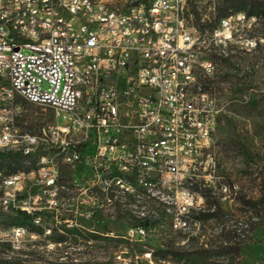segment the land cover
<instances>
[{
  "label": "built area",
  "instance_id": "1",
  "mask_svg": "<svg viewBox=\"0 0 264 264\" xmlns=\"http://www.w3.org/2000/svg\"><path fill=\"white\" fill-rule=\"evenodd\" d=\"M186 10L187 0H0V156L34 163L29 171L0 170L1 210H24L39 225L42 214L72 200L89 206L91 217L96 189L140 196L139 188L151 192L162 175L176 178L184 168L201 171L203 187L230 192L210 152L221 108L196 72L214 66L201 57ZM232 18L213 34L223 52ZM23 101L51 110L55 122L22 128ZM63 169L86 170L69 182ZM191 194L182 186L170 199L154 197V208L137 217L171 212L172 222H184ZM198 205L205 210L202 195ZM147 229L130 227L123 237L145 240ZM28 232L11 230L14 249ZM141 258L159 264L151 251Z\"/></svg>",
  "mask_w": 264,
  "mask_h": 264
},
{
  "label": "rangeland",
  "instance_id": "2",
  "mask_svg": "<svg viewBox=\"0 0 264 264\" xmlns=\"http://www.w3.org/2000/svg\"><path fill=\"white\" fill-rule=\"evenodd\" d=\"M136 1L113 3L127 6ZM229 4L228 0H187L186 17L201 57L211 60L214 66L211 74L204 75L200 69L196 72L221 108L210 152L216 162L217 181L228 184L230 192L225 195L203 187L201 171L187 168L179 170L176 178L162 175L152 193L139 188L140 196L122 197L118 189L107 194L96 189L99 203L91 217L87 215L89 206L69 200L63 207L48 210L43 224H36L44 230L42 233L27 225L29 232L18 250L12 245V227L0 223V264H140L144 250L159 253V264H264V201L247 202H258L264 197V15L247 17L242 10L223 18L233 16L232 38L223 52L216 46L213 34L218 13L227 5L234 9ZM192 8L200 17L198 23ZM23 104L26 111L18 117L22 128L38 131L44 124L55 122L51 110L44 112L27 101ZM32 165L33 161L9 158L0 162V170L10 174L14 170L29 171ZM85 170L63 169L62 180L71 182ZM84 181L89 182V178ZM182 186L195 195L184 222H172L169 212L162 222L149 226L145 240L110 239L123 237L130 227L139 225L137 215L154 208V197L170 199ZM200 195L204 197L206 212L198 215ZM65 228L77 229L81 234L56 242L53 237L65 233ZM91 234L100 237L94 239ZM225 242L230 247L226 250L221 248ZM236 247H240L239 251ZM161 249H168L165 258ZM201 249L207 252L198 254V260H174L179 256L175 253L182 250Z\"/></svg>",
  "mask_w": 264,
  "mask_h": 264
},
{
  "label": "trees",
  "instance_id": "3",
  "mask_svg": "<svg viewBox=\"0 0 264 264\" xmlns=\"http://www.w3.org/2000/svg\"><path fill=\"white\" fill-rule=\"evenodd\" d=\"M230 1L229 5H233L234 9H231L228 5L224 6V8L218 13V17H217V25L219 24L220 20H222L223 18H226L228 16H230L231 14H236V13H240L243 11V14L247 17H253V18H259L261 15H264V0H228ZM193 12H195L197 18V23L198 21H200V17L198 16L197 11L192 8ZM9 158H19V159H24L21 155H13V154H4L0 156V162H4L5 160L9 159ZM17 170H14L12 172H16ZM264 201V197L262 199H260V201L256 202L253 200H248L247 202L250 204H258L259 202ZM159 209L160 215L163 216L165 213L164 210V206L163 205H159V207H157ZM210 209H213V207H211ZM210 209L208 211H210ZM204 212H206V210L204 211H199L198 215L203 214ZM42 217L45 219V214H42ZM199 218V216L197 217ZM34 215H31L29 213H27L24 210H12V211H4L0 209V223H5L8 226L13 227H17V226H32V230L42 233L44 230L41 227L36 226L35 222H34ZM154 222H162L160 220H150V219H144V220H139V225L145 226L146 228H149L150 225H152ZM172 226V224H171ZM173 229V228H172ZM174 230V229H173ZM58 230L56 229V232ZM73 234H81L80 232H78L77 229L74 228H65V233H59V235H56L53 237V239L56 242L59 243H63L66 242V240L69 238V235H73ZM91 238H99L100 236L97 234H91L90 235ZM111 240L113 241H124V239H127L125 237H118V236H114V237H110ZM129 240V239H127ZM130 241V240H129ZM181 249V247H179ZM221 248L226 250L229 247L228 243H223V245H221ZM240 247H236V250L239 251ZM161 253H163V258H165L166 253H168V249H161L160 250ZM203 252H207L206 249H201V251H190V250H182L178 253L179 256L174 259L176 262L180 263V262H192L195 260H198L197 255L201 254ZM155 255V253H154ZM159 255V253H156L155 257L157 258V256ZM206 258V257H205ZM184 260V261H183Z\"/></svg>",
  "mask_w": 264,
  "mask_h": 264
},
{
  "label": "bare ground",
  "instance_id": "4",
  "mask_svg": "<svg viewBox=\"0 0 264 264\" xmlns=\"http://www.w3.org/2000/svg\"><path fill=\"white\" fill-rule=\"evenodd\" d=\"M187 190H188V189H187ZM188 193H189V192H188ZM194 196H195L194 193H192V194H191V205H193V202H194V199H195ZM23 227H24V228H27V227H25V226H17V227H13L12 229H21V228H23Z\"/></svg>",
  "mask_w": 264,
  "mask_h": 264
}]
</instances>
